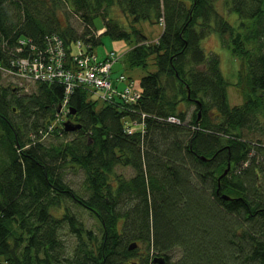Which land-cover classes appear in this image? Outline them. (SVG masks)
<instances>
[{"label": "trees", "instance_id": "1", "mask_svg": "<svg viewBox=\"0 0 264 264\" xmlns=\"http://www.w3.org/2000/svg\"><path fill=\"white\" fill-rule=\"evenodd\" d=\"M98 15L104 34L135 37L130 66L156 69L132 103L117 95L97 107L77 86L68 117L81 127L71 139L52 122L62 82L20 93L0 71V264H264V0H0V60L26 53L16 51L20 39L40 50L51 33L73 52L72 40L94 52ZM143 20L163 25L157 39ZM213 31L239 58L234 80L202 47ZM112 79L120 89L134 81ZM229 85L241 89L240 104ZM128 119L143 126L128 133ZM70 169L82 172L80 185L66 179Z\"/></svg>", "mask_w": 264, "mask_h": 264}, {"label": "built area", "instance_id": "2", "mask_svg": "<svg viewBox=\"0 0 264 264\" xmlns=\"http://www.w3.org/2000/svg\"><path fill=\"white\" fill-rule=\"evenodd\" d=\"M30 39H20V45L16 51H26L24 55L12 57L8 65L0 60V71L9 80L21 85H29L36 81H59L65 85V96L59 105L56 120H64L70 111L69 96L80 85L89 88L94 87L96 92L104 100H114L117 95L122 96L129 103L136 102L142 95V89L138 88L135 81L125 83L123 89L114 86L111 77L112 64L117 59L114 51H109L105 58H99L94 52L81 50L82 42H76L77 52L70 50L72 45H66L63 37L58 33H51L46 39L43 48L36 51ZM28 44L26 49L24 45ZM69 50V51H68ZM116 80H124L120 75ZM146 114L142 113L144 117ZM168 121L180 122L178 116L170 115ZM143 126V122L137 119L126 120L125 129L128 133L134 132Z\"/></svg>", "mask_w": 264, "mask_h": 264}, {"label": "rangeland", "instance_id": "3", "mask_svg": "<svg viewBox=\"0 0 264 264\" xmlns=\"http://www.w3.org/2000/svg\"><path fill=\"white\" fill-rule=\"evenodd\" d=\"M220 8H223L222 2L218 3ZM221 12L224 13L225 17L234 25L238 23L237 14L234 11H226L225 8L221 10ZM63 18V16H62ZM64 19V18H63ZM69 21L72 23L75 27L82 29V21L75 15L72 11L69 13ZM105 22L102 15H98L94 18V26L98 30L99 35H101V42L97 45H94V52L98 55L99 58H104L109 51H114L116 55L119 56V60L116 61L113 67V74L112 77H117L120 73H124L125 75L129 76L130 79H133L137 85L138 88H141L140 80L143 75H145L150 70H155L156 67L153 64H149L148 68H144L141 66H130L127 62V54L126 52L134 46L136 43L135 37H132V39L129 38H113L107 34H104L103 29ZM138 26L141 28L143 33L149 38L150 40L157 39L160 34L163 31V25L160 22L157 23H151L149 20H143L141 21ZM74 46L76 45V41L72 40ZM202 47L206 51L207 54H210L211 52H214L219 55L220 57V63H221V70L226 78H229L231 80H234L240 65L239 58L236 57L235 54H233L232 50L223 45L220 39V34L217 31L211 32L209 35L205 36L201 40ZM150 62H153V59H150ZM3 83L6 85H11L14 87H19L20 93H30L33 91L35 85L34 83H31L29 85H21L13 80H9L6 78L2 79ZM123 84L119 83V87H122ZM94 87H90L88 98L96 101L97 107L104 104L106 101L101 98L99 95H97L96 92H92ZM25 91V92H24ZM228 93H229V100L232 105L234 104H240L243 101V96L241 93V89L234 85H229L228 87ZM195 106L192 104L187 106V110H189L188 117L192 115V112L194 110ZM68 116L65 117V120H68ZM58 122L55 119L52 120L53 123L58 124L63 127V122ZM61 136H64L63 139H71L74 136V133L72 131L69 132L68 135H64L61 133ZM51 140L49 139V136L45 137V141ZM58 139L54 140L57 141ZM117 171L125 173L127 176H131L133 171L130 167H117ZM66 179H68L71 184L77 186L80 185L83 179L82 172L78 171L75 172L73 170H69L66 175ZM178 252H174V257H176ZM135 260H137V257H135Z\"/></svg>", "mask_w": 264, "mask_h": 264}, {"label": "water", "instance_id": "4", "mask_svg": "<svg viewBox=\"0 0 264 264\" xmlns=\"http://www.w3.org/2000/svg\"><path fill=\"white\" fill-rule=\"evenodd\" d=\"M74 113H75V110H72L71 114H74ZM63 127H64V129L66 131H73V130H76V129L80 128L81 124L79 122H74L71 119H68V120L63 122ZM227 170L222 175H225L227 173ZM222 196L225 199H229L230 198V196L227 195V194H223ZM135 247H136V242H133V243L130 244V248H135ZM154 260L158 261L160 263H164L165 262L164 257H162V256L161 257H155ZM134 264H137V263L135 262Z\"/></svg>", "mask_w": 264, "mask_h": 264}, {"label": "flooded vegetation", "instance_id": "5", "mask_svg": "<svg viewBox=\"0 0 264 264\" xmlns=\"http://www.w3.org/2000/svg\"><path fill=\"white\" fill-rule=\"evenodd\" d=\"M69 119H71L72 121H74V122H77L73 117H69Z\"/></svg>", "mask_w": 264, "mask_h": 264}, {"label": "crops", "instance_id": "6", "mask_svg": "<svg viewBox=\"0 0 264 264\" xmlns=\"http://www.w3.org/2000/svg\"><path fill=\"white\" fill-rule=\"evenodd\" d=\"M105 28L101 29V31H103Z\"/></svg>", "mask_w": 264, "mask_h": 264}]
</instances>
